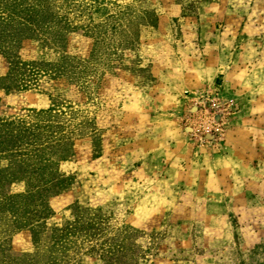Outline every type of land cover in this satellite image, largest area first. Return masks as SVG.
<instances>
[{"label":"rangeland","instance_id":"1","mask_svg":"<svg viewBox=\"0 0 264 264\" xmlns=\"http://www.w3.org/2000/svg\"><path fill=\"white\" fill-rule=\"evenodd\" d=\"M73 1L118 31H107L101 63L82 31L62 49L24 42L23 57L88 60L97 79L90 98L64 78L0 89L7 115L58 97L91 121L59 162L70 180L50 193L38 242L0 212V261L43 257L51 230L79 211L140 230V264H264V0ZM24 188L5 183L0 193ZM63 260L105 264L74 246Z\"/></svg>","mask_w":264,"mask_h":264},{"label":"trees","instance_id":"2","mask_svg":"<svg viewBox=\"0 0 264 264\" xmlns=\"http://www.w3.org/2000/svg\"><path fill=\"white\" fill-rule=\"evenodd\" d=\"M86 9L73 0H0V89L7 94L38 89L44 77L64 78L76 87L75 95L81 92L90 98L97 75L88 60L67 55L57 60L25 58L22 54L27 40L62 49L69 33L82 31L94 40L92 61L101 63L106 33L116 35L117 25L94 23ZM72 101L53 97L48 108L27 109L25 116H17L4 112L0 96V186L16 181L25 186L21 193H0V212L9 210L14 222L29 228L35 243L42 220L52 210L50 193L63 189L70 180L59 173V162L74 154L76 138L89 133L91 121L78 114ZM110 228L100 214L77 211L67 224L51 230L44 256L36 254L29 264H63L73 246L105 264H140L144 252L135 243L140 230L130 225ZM78 239L81 246L75 244ZM13 262L4 257L0 264Z\"/></svg>","mask_w":264,"mask_h":264}]
</instances>
